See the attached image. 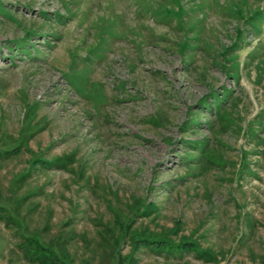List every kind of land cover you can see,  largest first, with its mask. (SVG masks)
Listing matches in <instances>:
<instances>
[{"label":"rangeland","instance_id":"rangeland-1","mask_svg":"<svg viewBox=\"0 0 264 264\" xmlns=\"http://www.w3.org/2000/svg\"><path fill=\"white\" fill-rule=\"evenodd\" d=\"M8 150L0 202L26 174L28 230L72 234L73 264L105 262L131 217L218 259L141 247L132 264H264V0H0ZM20 242L0 213V264H29Z\"/></svg>","mask_w":264,"mask_h":264},{"label":"trees","instance_id":"trees-1","mask_svg":"<svg viewBox=\"0 0 264 264\" xmlns=\"http://www.w3.org/2000/svg\"><path fill=\"white\" fill-rule=\"evenodd\" d=\"M20 149L19 146L17 147ZM17 148L13 151H16ZM12 150L0 152V159L6 155L11 156ZM33 166L42 165L45 167H60L65 166V158H58L51 161L35 160ZM26 174L21 175L13 181L12 187L9 189L10 196L5 202H0V213L4 217L7 225L13 227L21 238L20 247L23 253V258L29 264H73V261L68 252V244L72 239V234H64L58 232L51 240L45 241L38 231H30L25 223V218L21 215V209L29 196L34 193H28L23 196L16 195V189L25 179ZM2 197L0 196V200ZM148 208L153 206L147 203ZM144 208L140 211V215H146ZM132 218V217H131ZM131 218L120 222L119 233L115 234L109 242V251L104 255L102 264H132L134 261V253L141 247L147 248L157 253L166 254H183L194 253L198 258L206 262L217 263L218 259L215 253L208 249H202L198 243L191 239L172 242L166 238H146L140 237L132 232L133 221ZM128 238L132 245V251L126 256L121 255V244Z\"/></svg>","mask_w":264,"mask_h":264}]
</instances>
